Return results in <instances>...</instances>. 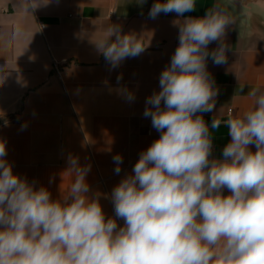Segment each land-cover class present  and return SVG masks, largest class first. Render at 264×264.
Here are the masks:
<instances>
[{"label": "clouds", "instance_id": "9594fccd", "mask_svg": "<svg viewBox=\"0 0 264 264\" xmlns=\"http://www.w3.org/2000/svg\"><path fill=\"white\" fill-rule=\"evenodd\" d=\"M49 3L22 5L36 32L44 25L34 13ZM195 7L196 0H157L149 15L183 17ZM174 23L178 47L144 111L161 135L111 193L123 226L106 217L99 197L89 195V169L76 158L68 161L74 182L54 200L47 188L13 172L0 140V264H264V88L249 90L254 103L243 115L213 117L211 128L226 124L231 141L222 159L212 158L202 114L215 109L218 89L207 60L227 62L225 37L233 19L228 5L218 3L202 17ZM94 43L113 68L145 50L142 38L122 34L119 25H110ZM114 161L118 174L122 157Z\"/></svg>", "mask_w": 264, "mask_h": 264}, {"label": "crops", "instance_id": "0c3cea01", "mask_svg": "<svg viewBox=\"0 0 264 264\" xmlns=\"http://www.w3.org/2000/svg\"><path fill=\"white\" fill-rule=\"evenodd\" d=\"M25 2L0 0V140L6 142L5 159L15 174L35 182L36 188H47L55 200L74 182L68 161L76 158L89 169V195L99 197L106 217L120 226L124 222L115 216L111 193L161 135L144 111L146 100L160 91V75L178 47L174 22L202 17L218 3L228 5L233 19L225 37L227 62L207 60L218 89L215 109L202 114L212 136V158L222 159L231 141L226 124L211 128L213 117L225 121L230 109L243 115L254 103L249 90L264 88V8L259 5L196 0L195 10L183 17L160 13L152 18L149 12L157 0H50L34 13L44 25L36 32L31 15L22 9ZM110 25L142 38L144 52L113 68L94 43ZM218 43H210L209 52ZM128 93L134 98L129 100ZM250 148L255 151L254 145ZM117 155L122 157L118 174ZM224 195H229L227 189Z\"/></svg>", "mask_w": 264, "mask_h": 264}, {"label": "water", "instance_id": "95a60500", "mask_svg": "<svg viewBox=\"0 0 264 264\" xmlns=\"http://www.w3.org/2000/svg\"><path fill=\"white\" fill-rule=\"evenodd\" d=\"M234 3L240 7H250L254 5H259L264 8V0H233Z\"/></svg>", "mask_w": 264, "mask_h": 264}, {"label": "built area", "instance_id": "2783aa9c", "mask_svg": "<svg viewBox=\"0 0 264 264\" xmlns=\"http://www.w3.org/2000/svg\"><path fill=\"white\" fill-rule=\"evenodd\" d=\"M230 113H231V114L233 113V109H230V110H229V114H230Z\"/></svg>", "mask_w": 264, "mask_h": 264}]
</instances>
